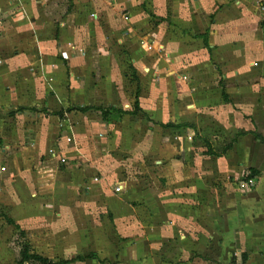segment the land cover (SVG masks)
Returning <instances> with one entry per match:
<instances>
[{
    "label": "crops",
    "instance_id": "obj_1",
    "mask_svg": "<svg viewBox=\"0 0 264 264\" xmlns=\"http://www.w3.org/2000/svg\"><path fill=\"white\" fill-rule=\"evenodd\" d=\"M123 57L136 77L118 69ZM133 84L151 122L178 128L163 152L184 198H83L110 217L91 210L68 224L67 244L53 247L74 252L66 258L27 237L51 212L14 207L9 226L55 264H264V0H0V176L39 187L38 160L71 148L68 131L88 151L91 126L120 113L102 109L130 105ZM82 118L89 128L78 133L69 122Z\"/></svg>",
    "mask_w": 264,
    "mask_h": 264
},
{
    "label": "rangeland",
    "instance_id": "obj_2",
    "mask_svg": "<svg viewBox=\"0 0 264 264\" xmlns=\"http://www.w3.org/2000/svg\"><path fill=\"white\" fill-rule=\"evenodd\" d=\"M63 12L64 10L59 14L63 15ZM127 58H122V66L118 69L120 72L126 69L130 76L136 77L132 71L133 66L132 69L129 67L132 64ZM222 80L221 77L220 81L222 82ZM136 86V84L130 86L132 88H129L128 95L131 96L132 102L130 105L124 106L123 111L132 112L136 109L135 99L138 92ZM96 114L99 113L94 110L92 120L96 118ZM113 115L109 117L108 124L96 122L91 126L85 139L88 151H84V147L82 149V145H80V139L72 138L74 134L72 131H68L65 136L71 134L64 139L72 144L71 148H61L56 156L47 155V157L38 160V165L40 163L45 167L42 172L43 177H41L43 179H40L41 185L46 186L43 187L44 189L39 188L41 185L32 187L30 190L27 187L19 188L18 184L6 179L4 175L0 176V264H18L20 259L24 240L18 231L19 228L9 226L5 214L6 210L10 212L14 207V212L17 215L28 212H51L53 214L52 218L50 216L39 217L38 221L43 224V228L33 231V234H28L27 237L38 248H34L36 252L51 259H57L59 256L70 257L74 253L68 250L61 252L53 250L57 238L58 242L67 244L68 224L73 227L76 221L81 220L79 222L83 225L84 212L91 210L97 214V218L99 212H102L107 218L110 217H108L109 210L104 208L102 203L96 202L89 209L84 205L83 198H184L181 192L185 186L180 187L179 178L176 175L179 173L178 170H175L174 174H169L165 170V166L173 157L170 154L165 155L163 152L168 143L179 142L170 140L167 136V131L176 134L178 128L170 129L161 125L157 126L142 111L136 114L117 113L115 118L112 117ZM85 121V118L71 120L69 126H76L77 132L83 133L89 128ZM181 151V148L178 149V152ZM87 154H90V157ZM194 161L195 155L186 160L188 163ZM6 165L7 157L4 158L0 152L1 172H6L1 170V167H6ZM84 168H91L92 171L83 175L82 180L79 181L81 183L78 184V181H73L72 174L74 171ZM191 174L190 176L194 179L196 172L191 171ZM169 179H171L170 182ZM118 185L123 187L120 191L115 189ZM21 200H26L27 208L23 209V206H20ZM7 201L14 203L8 206ZM75 214H80L83 218L78 219L77 216V219H73ZM56 217H60L59 227L54 224L57 222V219L53 220ZM87 253H90L88 256H91L93 252L87 251Z\"/></svg>",
    "mask_w": 264,
    "mask_h": 264
},
{
    "label": "trees",
    "instance_id": "obj_3",
    "mask_svg": "<svg viewBox=\"0 0 264 264\" xmlns=\"http://www.w3.org/2000/svg\"><path fill=\"white\" fill-rule=\"evenodd\" d=\"M135 107H136V109L133 110L132 112H129V111L124 112L123 110L115 108L113 106L105 108V109H102V108H100V109H102L104 118H107L108 115L112 114L113 112H120V113L122 112V113L136 114L139 111H142L145 114H147V111L144 109V107L141 105V103L138 101V99L135 102ZM79 109L80 110H85L86 108L85 107H81ZM161 125L164 126V127H167V126H172L173 124L161 123ZM254 173L255 172L253 171L252 175H254ZM21 237L24 238V241L22 242V248H21V251H20V259L18 260V264H24L25 262H39L41 264H55L49 258L44 257V256L32 251L30 243L26 239V235H25L24 232L22 233ZM83 258L84 257L79 256V257L73 258V259L60 260L56 264H65V263H68V262L73 261L75 259H83Z\"/></svg>",
    "mask_w": 264,
    "mask_h": 264
},
{
    "label": "built area",
    "instance_id": "obj_4",
    "mask_svg": "<svg viewBox=\"0 0 264 264\" xmlns=\"http://www.w3.org/2000/svg\"><path fill=\"white\" fill-rule=\"evenodd\" d=\"M1 170H6V167L2 166ZM255 186V178L249 175H246L244 179L240 183V187L244 190H250ZM122 185L116 186V191H120L122 189Z\"/></svg>",
    "mask_w": 264,
    "mask_h": 264
}]
</instances>
